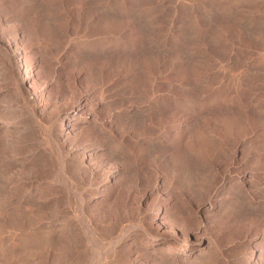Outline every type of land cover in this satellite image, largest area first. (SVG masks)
Listing matches in <instances>:
<instances>
[{
  "label": "bare ground",
  "instance_id": "bare-ground-1",
  "mask_svg": "<svg viewBox=\"0 0 264 264\" xmlns=\"http://www.w3.org/2000/svg\"><path fill=\"white\" fill-rule=\"evenodd\" d=\"M260 18L0 0V264H264Z\"/></svg>",
  "mask_w": 264,
  "mask_h": 264
},
{
  "label": "rangeland",
  "instance_id": "rangeland-1",
  "mask_svg": "<svg viewBox=\"0 0 264 264\" xmlns=\"http://www.w3.org/2000/svg\"><path fill=\"white\" fill-rule=\"evenodd\" d=\"M254 3L256 4V7L258 8V11H259V17H261L260 21H264V14H262V13H264V0H254ZM259 52L261 54V55H259L261 57V59H264V46L259 47ZM182 105L185 106L186 104L183 103ZM97 122L99 123V121H97ZM225 157L226 156H224L222 158L224 159ZM257 157H258V159H257ZM257 157L253 158L252 160L251 159L247 160V164H249V166L257 167V168H259L261 170H264V157H262V155L261 156H257ZM226 158H228V156ZM255 160H256V162H255ZM258 165H260L262 167H260V166L258 167ZM148 201L150 203L152 200L151 201L148 200Z\"/></svg>",
  "mask_w": 264,
  "mask_h": 264
}]
</instances>
